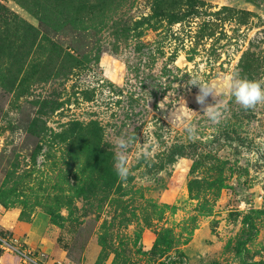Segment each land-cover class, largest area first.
<instances>
[{
    "label": "rangeland",
    "instance_id": "374dc122",
    "mask_svg": "<svg viewBox=\"0 0 264 264\" xmlns=\"http://www.w3.org/2000/svg\"><path fill=\"white\" fill-rule=\"evenodd\" d=\"M233 71L264 81V0H0V213L40 222L0 257L264 264V104L183 102Z\"/></svg>",
    "mask_w": 264,
    "mask_h": 264
},
{
    "label": "clouds",
    "instance_id": "9594fccd",
    "mask_svg": "<svg viewBox=\"0 0 264 264\" xmlns=\"http://www.w3.org/2000/svg\"><path fill=\"white\" fill-rule=\"evenodd\" d=\"M189 84L198 88V93L195 95V102L200 106V111L198 113L197 111L189 109L186 107V102L182 99L185 109L191 116L202 113L212 124L220 123L223 113L219 107L218 98L225 93L245 110L252 109L259 104H264V81L249 80L241 77L235 71L223 74L220 77L219 84L209 83L202 79H196L195 77L191 79ZM209 96L213 98L214 103L209 104L207 102ZM183 124L190 134H194V124L191 119L184 120ZM131 140V137L125 141L119 136L113 137L112 139L115 149V170L122 181L127 179L130 171L126 153ZM149 154L147 148H144L140 153L144 157L149 156Z\"/></svg>",
    "mask_w": 264,
    "mask_h": 264
},
{
    "label": "crops",
    "instance_id": "0c3cea01",
    "mask_svg": "<svg viewBox=\"0 0 264 264\" xmlns=\"http://www.w3.org/2000/svg\"><path fill=\"white\" fill-rule=\"evenodd\" d=\"M15 211L10 209L6 211H2L0 213V231H6L10 233H15L16 238H19V241L26 245L29 249L35 248L37 246V239H40V234L38 226L39 224L32 223L29 227L17 222L15 225L13 224V219H16ZM15 217V218H14ZM14 230V231H13ZM43 240V239H41ZM50 260L56 258L57 253L49 252ZM0 259L3 264H19L15 259L9 258L8 255L1 256Z\"/></svg>",
    "mask_w": 264,
    "mask_h": 264
},
{
    "label": "built area",
    "instance_id": "2783aa9c",
    "mask_svg": "<svg viewBox=\"0 0 264 264\" xmlns=\"http://www.w3.org/2000/svg\"><path fill=\"white\" fill-rule=\"evenodd\" d=\"M0 244H4L5 243V239H6V236L2 235V237L0 238ZM15 252H18L16 251L15 249H13ZM20 254V259L22 260L23 264H30V263H33V261L31 262V259L29 257L26 256L25 253H19Z\"/></svg>",
    "mask_w": 264,
    "mask_h": 264
},
{
    "label": "trees",
    "instance_id": "16d2710c",
    "mask_svg": "<svg viewBox=\"0 0 264 264\" xmlns=\"http://www.w3.org/2000/svg\"><path fill=\"white\" fill-rule=\"evenodd\" d=\"M3 234H4V235H9V233H8V232H3Z\"/></svg>",
    "mask_w": 264,
    "mask_h": 264
}]
</instances>
